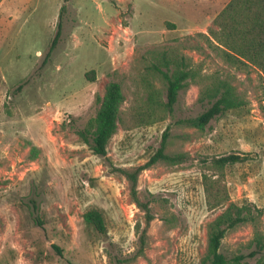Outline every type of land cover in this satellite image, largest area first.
I'll return each instance as SVG.
<instances>
[{"label": "rangeland", "instance_id": "rangeland-1", "mask_svg": "<svg viewBox=\"0 0 264 264\" xmlns=\"http://www.w3.org/2000/svg\"><path fill=\"white\" fill-rule=\"evenodd\" d=\"M230 1L0 2V264H209L210 226L231 203L261 212L229 229L222 251L255 249L257 231L264 236V74L227 63L210 35ZM165 49L196 71L172 111L164 79L150 69L153 51ZM217 79L243 103L203 128L181 123L208 107L200 97ZM110 81L125 100L102 156L79 130ZM166 131L167 152L185 158L141 171L147 223L123 169L146 163ZM229 153L245 158L215 161ZM91 208L103 210L105 232L86 222ZM246 262L264 264L261 255Z\"/></svg>", "mask_w": 264, "mask_h": 264}, {"label": "trees", "instance_id": "trees-1", "mask_svg": "<svg viewBox=\"0 0 264 264\" xmlns=\"http://www.w3.org/2000/svg\"><path fill=\"white\" fill-rule=\"evenodd\" d=\"M2 0H0L1 2ZM216 27H210L209 32L216 46L220 49L223 59L232 66L245 68L248 66L258 67L264 74V0H231L215 18ZM58 35L54 38L49 53L55 47ZM154 60L150 69L159 74L165 81L167 87L166 108L169 111L178 102V97L183 88L194 78L196 71L191 67L189 58L180 54L175 57L170 50H154ZM22 84L19 85V89ZM125 96L122 85L117 81L107 84L102 103L94 118L79 130L83 140L90 146L94 153L105 156L108 154V144L111 137L117 132L120 122V106ZM208 100V107L198 116L184 118L180 122L199 128L205 127L214 118L220 116L228 109L239 107L243 100L236 95L233 86L222 79H217L205 92L203 91L200 101ZM168 131L165 132L163 140L149 158V160L133 168L123 169L130 180L131 193L136 201L146 211L147 223L154 218L149 204L141 202L137 196L139 175L142 170L159 162L168 161L172 163L184 160V154H170L167 152ZM244 156L229 153L215 159L218 164H227L244 160ZM34 208H38L36 201ZM257 208V207H256ZM258 214L250 205L239 206L231 203L229 207L220 214L211 224L208 235V260L209 264H248L246 259L261 255L264 262V236L257 231L255 238V249L249 253H241L227 256L222 251V242L229 229L242 223L255 222ZM86 222L101 232L106 231L105 216L103 210L91 208L85 213ZM37 224L44 228L43 221L37 217ZM53 248L64 257L62 247L53 243ZM69 264H74L71 260Z\"/></svg>", "mask_w": 264, "mask_h": 264}]
</instances>
